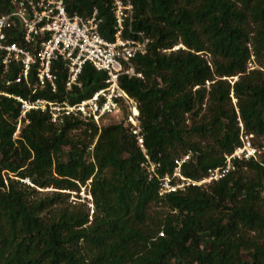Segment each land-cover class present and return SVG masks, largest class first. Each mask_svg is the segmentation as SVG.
Returning a JSON list of instances; mask_svg holds the SVG:
<instances>
[{
	"label": "trees",
	"instance_id": "16d2710c",
	"mask_svg": "<svg viewBox=\"0 0 264 264\" xmlns=\"http://www.w3.org/2000/svg\"><path fill=\"white\" fill-rule=\"evenodd\" d=\"M130 2L124 36L141 32L151 42L132 60L142 77L120 75L119 85L137 101L158 172L171 173L174 159L189 153L181 173L199 179L239 144L238 118L245 131L264 135V0ZM65 3L83 16L96 9L101 34L112 38L111 0ZM12 8V0H0V15ZM179 43L185 48L169 50ZM251 56L258 69H248ZM53 69L55 91L32 92L24 83L6 84L16 69L3 74L0 65V91L12 95H0V264H264V154L235 161L234 171L205 188L159 196L124 106L118 123L102 127L78 118L55 125L31 110L14 137V96L73 103L106 86L107 75L90 64L82 67L81 86L68 90L61 63ZM88 180L91 219L88 210L64 204L69 193L62 192ZM37 187L55 190L30 199Z\"/></svg>",
	"mask_w": 264,
	"mask_h": 264
},
{
	"label": "built area",
	"instance_id": "2783aa9c",
	"mask_svg": "<svg viewBox=\"0 0 264 264\" xmlns=\"http://www.w3.org/2000/svg\"><path fill=\"white\" fill-rule=\"evenodd\" d=\"M111 1V39L101 34L102 18L96 9L86 16L76 12L69 13L65 0H12V10L0 15L2 72L6 74L16 69L13 79H7L6 84L24 83L33 88L32 92L37 88L50 86L55 91L56 74L53 66L56 62H60L66 70V90L81 86L79 76L85 64H90L95 70L107 75L105 87L73 103L43 98L29 100L14 96L20 103L18 122L26 117L27 112L34 110L48 114L50 122L55 125H61L66 118H78L98 124L107 116L120 114L121 107L124 106V120L128 124V131L144 155L141 165L148 179L158 181L159 196L184 192L189 187L205 188L234 171L235 161L259 160L264 154V135L257 137L245 131L238 118L239 144L230 153L224 154L221 166L208 168L199 179L186 177L181 173V167L190 158L187 153L174 159L171 173L161 175L158 172L159 163L150 159L145 148L137 101L119 85L120 75L142 77L141 73L135 72L132 60L147 52L151 40L141 32L136 33L138 38L125 37V24L132 20L133 5L130 0ZM127 28L131 30L130 25ZM33 73L34 81L31 80ZM0 95L12 96L3 91H0Z\"/></svg>",
	"mask_w": 264,
	"mask_h": 264
},
{
	"label": "rangeland",
	"instance_id": "374dc122",
	"mask_svg": "<svg viewBox=\"0 0 264 264\" xmlns=\"http://www.w3.org/2000/svg\"><path fill=\"white\" fill-rule=\"evenodd\" d=\"M176 47H181V48H185L181 43L175 45ZM175 46L169 50H173V49H176ZM207 59H209V56L206 57ZM248 65V69H258L259 68V65L258 63L256 62V60L254 59L253 56L250 57V62L247 64ZM261 68V67H260ZM247 69V70H248ZM262 69V68H261ZM229 78H232L231 81L233 82L235 79L238 78V76H234V77H229ZM206 85L208 86L209 85V82L206 83ZM231 101L236 109V111L238 110L237 107H236V99L234 97L231 98ZM125 109L122 108V111L120 114L116 115V116H107L105 117L104 119H101L98 123L99 126H106V125H109V124H113V123H118V121L121 119V116L125 114ZM202 113H206L205 110L202 111ZM207 115V114H205ZM190 120L187 119L186 123L187 125H190ZM24 122H18V125H17V128H16V132H15V136L14 137H17L19 135V132L21 130V127L23 126ZM73 134H75L76 136H79L80 135V132L77 131V132H73ZM81 136V135H80ZM193 139H198L197 136H193ZM27 183H29L28 180H26ZM31 185V184H30ZM89 188H90V180H88L84 185H80L79 184V190L78 191H71V190H62V192H65V193H69L68 197L66 198L67 200H65V203L64 204H67L68 206H77V207H81L82 209L84 210H88L89 211V219H91V215L93 213V209H94V206H93V203H92V196L89 192ZM37 191L36 192H32L30 191L29 193V198L30 199H39V198H43V197H50L51 196V193L52 191H54L55 189L54 188H35ZM156 209V208H154ZM152 211H156V210H152ZM243 256L246 257V253L243 252Z\"/></svg>",
	"mask_w": 264,
	"mask_h": 264
},
{
	"label": "water",
	"instance_id": "95a60500",
	"mask_svg": "<svg viewBox=\"0 0 264 264\" xmlns=\"http://www.w3.org/2000/svg\"><path fill=\"white\" fill-rule=\"evenodd\" d=\"M236 80V79H235Z\"/></svg>",
	"mask_w": 264,
	"mask_h": 264
}]
</instances>
